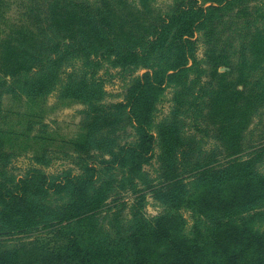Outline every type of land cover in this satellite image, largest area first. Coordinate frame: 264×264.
Listing matches in <instances>:
<instances>
[{"label":"rangeland","instance_id":"obj_1","mask_svg":"<svg viewBox=\"0 0 264 264\" xmlns=\"http://www.w3.org/2000/svg\"><path fill=\"white\" fill-rule=\"evenodd\" d=\"M211 7L166 70L164 24ZM0 18L2 46L36 57L0 77V250L99 246L181 197L188 233L262 237L264 217L239 220L264 211V0H0Z\"/></svg>","mask_w":264,"mask_h":264},{"label":"trees","instance_id":"obj_2","mask_svg":"<svg viewBox=\"0 0 264 264\" xmlns=\"http://www.w3.org/2000/svg\"><path fill=\"white\" fill-rule=\"evenodd\" d=\"M231 1L233 0H216L217 3L225 2L226 5ZM209 10L215 12L206 13L200 9L183 11L178 17L170 20L169 24H164L162 36L166 35L168 40L159 43L169 52V62L164 66L166 70L185 67L193 43L188 39L186 41L184 37L194 35L197 22L199 26L207 19H211L213 13L218 16L222 11L220 7H211ZM1 33L0 52L2 50L6 52L0 60V77L14 78L30 67L28 59L36 58L35 52L29 50L21 55L20 50L16 51L10 45L5 49L2 46ZM185 207L197 212V206L189 202L188 198L181 197L168 203L167 209L158 217L142 222L129 236L106 241L92 248L70 245L61 252H43L37 257L26 255V258L20 257L17 253L7 254L5 250H0V264H264V241L261 242L264 240V234L262 237L261 234L256 235L254 228L242 229L238 222L231 220L226 223L214 221L210 225L204 224L197 227L194 234L188 233L187 220L182 214V208ZM247 216L239 221L263 218L264 211ZM198 218L200 219L199 216ZM72 219L66 221L72 222ZM3 233L5 232L0 231V234ZM224 234L229 235L226 241L229 239L230 243L223 248L217 245L216 235ZM246 235L250 242H245ZM240 240L241 250L236 251L235 242L239 245ZM258 241L261 243H255ZM255 244H258L259 248H253ZM251 249L256 251L262 249V252H259V255L255 253L249 255ZM242 254L244 258L236 262V258Z\"/></svg>","mask_w":264,"mask_h":264}]
</instances>
